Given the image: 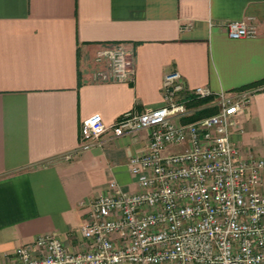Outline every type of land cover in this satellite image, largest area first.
<instances>
[{
    "label": "crops",
    "instance_id": "1",
    "mask_svg": "<svg viewBox=\"0 0 264 264\" xmlns=\"http://www.w3.org/2000/svg\"><path fill=\"white\" fill-rule=\"evenodd\" d=\"M247 18L259 34L231 38L225 24ZM115 42L133 53V82L99 75L96 55ZM172 69L216 93L258 89L234 138L264 156V0H0V264L43 233L82 249L90 202L109 181L139 189L129 160L149 130L95 140L83 121L99 113L112 126L162 105Z\"/></svg>",
    "mask_w": 264,
    "mask_h": 264
},
{
    "label": "built area",
    "instance_id": "2",
    "mask_svg": "<svg viewBox=\"0 0 264 264\" xmlns=\"http://www.w3.org/2000/svg\"><path fill=\"white\" fill-rule=\"evenodd\" d=\"M225 26L235 39L259 34L252 18ZM96 61L106 65L102 79L134 81L133 53L122 42ZM257 91L191 87L172 69L162 105L127 111L112 126L99 113L86 118L84 135L95 140L109 129L115 136L149 130L148 149L129 160L139 189L127 193L109 181L90 202L82 249L43 233L1 264H264V156L243 154L234 138Z\"/></svg>",
    "mask_w": 264,
    "mask_h": 264
},
{
    "label": "trees",
    "instance_id": "3",
    "mask_svg": "<svg viewBox=\"0 0 264 264\" xmlns=\"http://www.w3.org/2000/svg\"><path fill=\"white\" fill-rule=\"evenodd\" d=\"M260 82H262V81H259V82L255 83V84L251 85V86H255V85H257V84L260 83ZM245 88H246V87H245ZM213 111H214V110L212 109V110H209L208 112L211 113V112H213Z\"/></svg>",
    "mask_w": 264,
    "mask_h": 264
},
{
    "label": "rangeland",
    "instance_id": "4",
    "mask_svg": "<svg viewBox=\"0 0 264 264\" xmlns=\"http://www.w3.org/2000/svg\"><path fill=\"white\" fill-rule=\"evenodd\" d=\"M209 110H212V109L209 108V109L207 110V112H208ZM172 149H180V146H178V147H173ZM131 179H132V178H131ZM132 181H133V179H132Z\"/></svg>",
    "mask_w": 264,
    "mask_h": 264
}]
</instances>
